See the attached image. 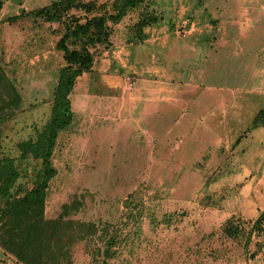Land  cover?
<instances>
[{"label":"rangeland","instance_id":"obj_1","mask_svg":"<svg viewBox=\"0 0 264 264\" xmlns=\"http://www.w3.org/2000/svg\"><path fill=\"white\" fill-rule=\"evenodd\" d=\"M0 1V165L10 164L16 171L9 193L22 196L33 186L41 160L24 155L21 144L34 140L50 119L64 65L56 43L70 23L69 15L80 16L83 22L85 12L70 9L60 19L49 20L35 10L59 0ZM82 1L97 7L88 16L114 12V0ZM242 4L235 0L226 11H243ZM221 15H225V0H142L118 23L107 24L118 30L150 31L148 54L156 62L165 48L164 34L170 39L164 44L171 53L184 43L219 45L220 38L209 25ZM143 17L156 21L139 28ZM229 43L230 38H225V44ZM68 45L82 46L72 40ZM100 47L89 46L94 56ZM165 54L172 64L173 55ZM250 55L244 62L226 53L225 112L215 109L198 124L193 139L147 142L142 134L135 135V122L125 121L120 140L110 143L105 138L110 134L104 130L96 145L101 147L98 155L97 150L93 155L92 139L104 121L101 116L107 114L99 113L93 75L86 81L76 79L69 96L72 122L57 136L51 159L57 174L49 182L44 208L45 216L54 218L63 204L76 200L80 207L70 217L98 224L97 236L74 245L73 264H88L91 248L107 238L116 239L114 255L106 264H264V224L253 232L248 246L240 238H222L219 232L230 216L250 223L256 211L264 208V125L252 127L253 118L264 111V68L251 69ZM260 56L264 65V52ZM113 67L122 81L121 86L115 83V94L120 93L126 100L121 103L132 110L135 94L125 84L127 73L117 62ZM214 68L221 71L220 63ZM216 76L209 77L213 87H204L220 89L216 83L222 78ZM136 79L139 85L140 78ZM253 88L258 92H252ZM83 139L87 145L90 142L91 151L90 147L81 150ZM2 173L6 176L8 170ZM2 175L0 189L5 187ZM3 204L0 194V210ZM0 264L23 263L0 247Z\"/></svg>","mask_w":264,"mask_h":264},{"label":"crops","instance_id":"obj_2","mask_svg":"<svg viewBox=\"0 0 264 264\" xmlns=\"http://www.w3.org/2000/svg\"><path fill=\"white\" fill-rule=\"evenodd\" d=\"M241 1L243 4L240 8L241 10L243 8V11L235 13L226 11L227 8L231 9V4L235 3V0H225V15L217 17L215 23L209 25L210 31L219 36L221 42L219 45L194 47L184 43L179 48L173 47L171 53V47L164 44L170 39L168 35H163L165 30H162L165 48L161 50L156 62L152 61L153 55L149 56L148 52L150 31L135 30L134 33L131 30H118L112 27L108 44L96 51L91 69L77 77L86 81L93 75L94 86L98 91L99 113L107 114L101 116L104 121H101L99 128L94 130L93 146L89 141L87 145V139H83L81 150L86 152L87 147L92 146L95 149L92 151L93 155L96 150L98 155L101 147L96 145L102 141L104 130H107L106 134H110L105 136L110 143L120 140L124 133L121 127L125 121H131L132 125L135 122L136 125L133 127V131L137 132L135 135L142 134L147 142L163 143L167 140L183 142L193 139L192 135L196 133L198 124L212 116L215 109H221L224 114L227 103L223 82L226 53L233 55L232 59L244 62H247L245 56L251 54L248 60L253 65L250 68H264L263 58L260 56V53L264 52V0ZM225 38H230L231 43L226 45ZM167 51L173 55L172 64L165 54ZM116 62L125 74L127 73L126 75L134 76L135 79L137 76L140 78V84L137 85L136 79V86L133 89L135 95L132 102L135 104V110L134 108L129 110V106L121 103L126 100L120 97V93L115 94V88L118 90L115 83L119 86L122 83L121 78L114 72L116 69H113ZM216 63H220L221 71L214 68ZM117 71H121L120 68ZM215 74L216 77L222 78L216 83L221 85L218 90L213 89L214 83L209 81V77L211 75L214 77ZM205 84L212 87L207 89L204 87ZM86 89L88 90V87ZM256 91L253 88L252 92ZM105 124L108 127L105 128ZM167 125L173 126L170 128ZM92 147L89 148L90 151ZM263 209L260 208V212ZM259 210L253 216L254 219Z\"/></svg>","mask_w":264,"mask_h":264},{"label":"trees","instance_id":"obj_3","mask_svg":"<svg viewBox=\"0 0 264 264\" xmlns=\"http://www.w3.org/2000/svg\"><path fill=\"white\" fill-rule=\"evenodd\" d=\"M142 0H114L113 13L87 14L97 7L95 3L82 0H59L35 10L36 14L45 15L49 20L60 19L70 9L85 12L83 22L80 16L69 15L70 23L57 41L56 47L62 51L64 65L59 70L58 81L50 111V119L45 127L37 132L34 140L22 142V153L32 154L41 160V168L36 175L33 186L22 196L9 193L14 185L16 171L10 164L0 165V174L8 170V175H2L5 187L0 194L4 198L0 210V247L13 255L23 264H73V247L76 243L95 237L99 232L94 221H81L70 217L71 212L80 207L79 201L65 203L61 212L54 218L45 216V198L50 180L57 174L52 164V154L58 133L72 122L70 93L75 81L83 72L91 69L94 53L90 47L108 44L111 27L107 22L118 23L126 13L136 8ZM0 1V9H1ZM155 17H143L138 21L141 28L155 22ZM80 42L79 48H69L68 41ZM264 111L252 120V127L264 125ZM264 224V209L250 223L238 216H230L219 228L222 238L244 240L248 246L253 232L261 230ZM109 238L95 244L90 251L88 264H106L114 255L112 246L114 240Z\"/></svg>","mask_w":264,"mask_h":264},{"label":"built area","instance_id":"obj_4","mask_svg":"<svg viewBox=\"0 0 264 264\" xmlns=\"http://www.w3.org/2000/svg\"><path fill=\"white\" fill-rule=\"evenodd\" d=\"M124 80H125V84L129 90V92H132L133 89L135 88L136 86V79L134 76H131V75H125L124 76Z\"/></svg>","mask_w":264,"mask_h":264}]
</instances>
